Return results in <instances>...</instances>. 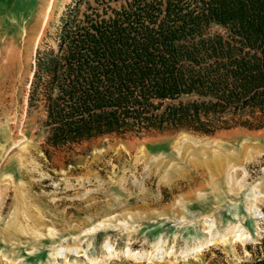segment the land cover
Masks as SVG:
<instances>
[{
	"label": "rangeland",
	"instance_id": "374dc122",
	"mask_svg": "<svg viewBox=\"0 0 264 264\" xmlns=\"http://www.w3.org/2000/svg\"><path fill=\"white\" fill-rule=\"evenodd\" d=\"M94 1L0 0V264H264V127L46 143L37 53Z\"/></svg>",
	"mask_w": 264,
	"mask_h": 264
},
{
	"label": "trees",
	"instance_id": "16d2710c",
	"mask_svg": "<svg viewBox=\"0 0 264 264\" xmlns=\"http://www.w3.org/2000/svg\"><path fill=\"white\" fill-rule=\"evenodd\" d=\"M58 43L38 51L29 95L50 147L264 127V0L77 3Z\"/></svg>",
	"mask_w": 264,
	"mask_h": 264
},
{
	"label": "bare ground",
	"instance_id": "6f19581e",
	"mask_svg": "<svg viewBox=\"0 0 264 264\" xmlns=\"http://www.w3.org/2000/svg\"><path fill=\"white\" fill-rule=\"evenodd\" d=\"M23 32V31H22ZM17 37H19V34H18V36ZM16 37V38H17ZM7 39V38H6ZM5 41V40H4ZM2 42V41H1ZM0 42V43H1ZM9 46V45H8ZM22 52V51H21ZM10 54V53H9ZM17 67H18V65H17V63L15 62V59H13V58H10V59H8V61L6 62V63H4L3 64V66H1V69H2V73H3V75H12V74H14V72L17 70ZM14 76V75H13ZM11 86V85H10ZM14 95V94H13ZM5 103V102H4ZM2 136H3V138H6L5 137V135H3V134H1ZM219 158V156L217 155L216 157H215V159H218ZM237 231H240V230H237ZM240 234V233H239Z\"/></svg>",
	"mask_w": 264,
	"mask_h": 264
}]
</instances>
